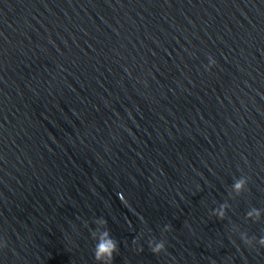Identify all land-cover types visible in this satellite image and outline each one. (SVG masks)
<instances>
[{
  "label": "water",
  "instance_id": "water-1",
  "mask_svg": "<svg viewBox=\"0 0 264 264\" xmlns=\"http://www.w3.org/2000/svg\"><path fill=\"white\" fill-rule=\"evenodd\" d=\"M101 218L113 264H264V0H0V264Z\"/></svg>",
  "mask_w": 264,
  "mask_h": 264
},
{
  "label": "clouds",
  "instance_id": "clouds-1",
  "mask_svg": "<svg viewBox=\"0 0 264 264\" xmlns=\"http://www.w3.org/2000/svg\"><path fill=\"white\" fill-rule=\"evenodd\" d=\"M216 65V60L209 56V64L205 65L206 70L211 71V68ZM248 184V181L246 178H239L237 179L234 184L233 188L237 193L242 192ZM253 212H255V216L258 218L260 216V211L258 209H254L253 211H250L247 215L249 218L253 216ZM212 215L219 218L220 220H224L226 217V206L221 205L219 208L215 209L212 212ZM96 229L92 232V236L94 240L96 241L95 247H94V258L97 262V264H113L115 256L119 252V243L117 240H115L111 232L107 228V221L104 219H97L95 221ZM165 232L171 231V226H166L164 228ZM241 240L243 243L248 247H253L257 241L253 238H249L247 234H241L240 235ZM258 244L261 247H264V237L260 238L258 240ZM7 244L6 242L0 241V249L6 248ZM149 248L151 252L155 255H160L164 252H166V243L163 240L156 241L155 239L151 240L149 242ZM143 251V249H140Z\"/></svg>",
  "mask_w": 264,
  "mask_h": 264
}]
</instances>
